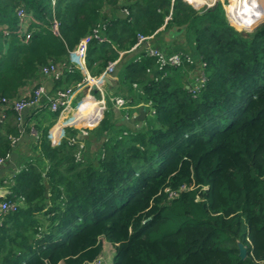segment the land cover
Listing matches in <instances>:
<instances>
[{
    "label": "trees",
    "instance_id": "1",
    "mask_svg": "<svg viewBox=\"0 0 264 264\" xmlns=\"http://www.w3.org/2000/svg\"><path fill=\"white\" fill-rule=\"evenodd\" d=\"M94 28L91 77L131 52L137 35L159 44L175 36L172 52L192 63L160 71L144 50L126 60L117 92L143 104L145 117L115 129L105 113L91 130L81 126L85 149L95 144L87 151L77 130H67L75 144H57L34 126L32 155L0 196L23 199L0 215V264H90L103 242L112 264H264V21L240 32L219 2L196 10L186 0H0V100L21 98L50 64L64 67L58 91L82 82L65 67ZM43 100L35 110L56 117ZM2 112L4 159L21 130L12 108Z\"/></svg>",
    "mask_w": 264,
    "mask_h": 264
},
{
    "label": "crops",
    "instance_id": "2",
    "mask_svg": "<svg viewBox=\"0 0 264 264\" xmlns=\"http://www.w3.org/2000/svg\"><path fill=\"white\" fill-rule=\"evenodd\" d=\"M29 22V18L26 17L23 29L25 27L27 28ZM174 41L176 42V37L169 35L161 39L160 44L159 39L157 40L149 38L145 40L139 47L133 49L118 62L110 65L109 68L105 70L99 77H96L97 81L94 85H92L95 86L94 89L92 88V86L83 85V81L77 84L70 85V87L68 88L72 89L73 94L71 96L69 108L65 111L58 112L56 117H53L52 113H49L48 111L43 112V110H35L39 107L34 109L29 108L23 111L22 123L21 125L18 123L21 130L19 138L16 139L15 142H13V151L9 155H7V157L4 158L2 163H0V191L8 192V186H6V184L4 183H6L9 178H11L13 172H16L20 168V163L32 155V150H34V140L36 137V131L34 129L35 125L37 127L47 128L49 131V135L53 134L55 136L54 141L57 144L61 143V141L64 139L69 141L70 138L67 133L68 129L77 130V138L80 142L78 145L82 146V149L84 147V151H87L89 145L91 146L90 148H93L95 144L94 142L90 141L87 144V148L85 149L88 134L86 136L79 135V125L74 120V118L76 120L84 119L86 121H89L91 116L99 115L100 112L96 109L94 103L98 100H101L103 101L105 109L103 111V114L109 113V120L111 122V125L115 129L132 128L133 126H137L136 124L138 123V109L140 106H143V104H125L122 107H118L114 103L115 98L121 96L120 93L117 92L118 88L116 85L119 80V69L126 60L130 59L138 51L144 50L146 48H154L161 50L166 55L172 54L174 52H172V46L174 44ZM163 47L167 49L169 48L168 51H163V49H161ZM72 59L73 57L69 55L67 63L69 64ZM58 69L61 70L62 67L58 65ZM77 69L81 71V73L84 75V78L88 74L86 69ZM60 75L61 74H59V76ZM56 79L57 78L53 75H41L39 79L28 83L22 89L21 97L29 95L36 86L42 85L45 89V95L47 96V98L43 97L42 100H48V98H53L59 92L55 87ZM80 104H83V106L80 107L77 112L74 113L75 109L78 108ZM15 121L17 120L15 119ZM92 128L93 126L89 127L90 130Z\"/></svg>",
    "mask_w": 264,
    "mask_h": 264
},
{
    "label": "built area",
    "instance_id": "3",
    "mask_svg": "<svg viewBox=\"0 0 264 264\" xmlns=\"http://www.w3.org/2000/svg\"><path fill=\"white\" fill-rule=\"evenodd\" d=\"M186 1L188 4H190L196 10H201L204 8H211L214 5H216L218 2L221 3V5L223 6V3L225 2V0H223V2H222V0H186ZM243 1L244 0H230L228 8H231L232 5H235V7L238 8V6L240 5L239 8H242L244 10L245 8L242 5ZM239 8L237 9L236 12H238ZM224 11H226V17L228 19V22L231 25H233L237 29H240V30L247 32V33L251 31V27L250 28L238 27V25L235 24L230 19V17H229V15H231V13H229L230 11L228 12L227 9H224ZM17 16L20 19V22L22 23V28H23V26H24L23 22H24V17H25L24 11L22 9H19L17 11ZM98 32H99L98 28H94L90 34L84 36L83 38H81L79 40V42L77 43L74 50L71 51L69 54L73 57V59L69 63V65H67V67H65V68H67V71H71L72 68H75V69L79 68V69L85 70V56H86L87 45L92 38L99 39ZM27 38H28V36H26V39ZM145 40H147V39H145L141 35H137V41H136L133 49H136L137 47H139ZM144 51H145L147 56L154 59L155 66H156L157 70H160V71H163V69H165L168 66L179 67L184 61L188 62V63H192L191 58L188 55L183 54L182 52H176V53H173L170 55H166L162 51H160L158 49H154V48H146V49H144ZM63 68L64 67H62V69ZM62 69L61 70L58 69V65L50 64L49 66L42 68L41 75H43V76L53 75L57 78V77H59V74H61ZM196 76H197V78L195 79V81L198 83H196L197 86H196L195 90H197L198 87H201L202 83L204 81V76L202 73H197ZM96 81L97 80L95 77H91L87 74L86 77L84 78L82 84L86 85V86H92L95 84ZM192 91H194V90H192ZM72 94H73L72 89L68 88V89H65L63 91H59L53 98H48L47 101L49 103L50 111L62 112V111L67 110L69 108V105H70V100H71ZM43 97L47 98V96L45 95V89L42 85H38L27 96L21 97L19 99H12V100L1 99L0 102H1L2 109L6 108L8 106L16 112L17 122L21 125L22 120H23V117H22L23 111H25L26 109H29V108L34 109V108L40 107L41 102H42L41 100ZM114 103L118 107H122L126 104V101L121 97H117V98H115ZM94 105H95L96 109L100 112V115L91 116L90 117V123H88L84 119L76 120L74 118V120L79 125L78 130H79V135H81V136H86L88 134L85 129L81 128V126L85 125L87 127H92V126L98 124L101 120V117L103 115V111L105 110L103 101L98 100L94 103ZM82 106H83V104H80L78 106V108L75 109L74 113L77 112V110ZM2 109L0 110V121H2V119H4ZM15 140L16 139H14L13 142H15ZM75 143H76V141L74 138L69 139V144L72 145ZM79 148H82V146H79ZM80 157L81 156H80V151H79L76 154V158L80 159ZM3 160H4L3 158H0V163H2ZM22 200H23L22 198H19L16 200V202L0 201V215H4L7 212L17 211ZM96 261H94L93 263H90V264H96Z\"/></svg>",
    "mask_w": 264,
    "mask_h": 264
},
{
    "label": "bare ground",
    "instance_id": "4",
    "mask_svg": "<svg viewBox=\"0 0 264 264\" xmlns=\"http://www.w3.org/2000/svg\"><path fill=\"white\" fill-rule=\"evenodd\" d=\"M244 10L242 8H239L237 11V7L235 5L231 6V15H229L230 19L237 24L241 28H252L259 19H261L264 16V8L259 7V5L255 2V0H244L242 2ZM251 11L252 16H247L245 12Z\"/></svg>",
    "mask_w": 264,
    "mask_h": 264
},
{
    "label": "rangeland",
    "instance_id": "5",
    "mask_svg": "<svg viewBox=\"0 0 264 264\" xmlns=\"http://www.w3.org/2000/svg\"><path fill=\"white\" fill-rule=\"evenodd\" d=\"M223 2V0H222ZM255 2L259 5V7L261 8H264V0H255ZM229 3H230V0H225V2L223 3V9H227L228 12L231 11L230 8H228L229 6ZM230 13V12H229ZM225 14H226V11H225ZM245 14L247 16H252V12L251 11H247L245 12ZM226 20L228 21L227 17H226ZM233 20V19H232ZM229 23V22H228ZM235 27V26H234ZM240 32H244L240 29H238ZM246 33V32H245ZM196 74V73H195ZM104 115V114H103ZM102 115V117H103ZM101 117V119H102ZM102 247H103V252H102V255L99 257V259L96 261V264H112V251H111V247H110V244L106 243V242H103L102 244ZM111 252V253H109Z\"/></svg>",
    "mask_w": 264,
    "mask_h": 264
},
{
    "label": "water",
    "instance_id": "6",
    "mask_svg": "<svg viewBox=\"0 0 264 264\" xmlns=\"http://www.w3.org/2000/svg\"><path fill=\"white\" fill-rule=\"evenodd\" d=\"M264 11V10H263ZM264 21V16L259 19L257 21V23L251 28V31L253 29H255L259 24H261L262 22ZM250 31V32H251ZM92 88L94 89L95 86H92ZM145 117V109H144V106H140L139 109H138V116H137V121L138 122H142V120L144 119ZM5 194H7V192L5 191H0V196H4ZM238 255L241 259H243L245 257V249L242 245L238 244Z\"/></svg>",
    "mask_w": 264,
    "mask_h": 264
}]
</instances>
